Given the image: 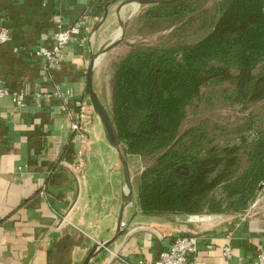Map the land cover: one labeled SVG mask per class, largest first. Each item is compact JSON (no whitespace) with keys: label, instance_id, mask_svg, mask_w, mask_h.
I'll return each mask as SVG.
<instances>
[{"label":"crops","instance_id":"0c3cea01","mask_svg":"<svg viewBox=\"0 0 264 264\" xmlns=\"http://www.w3.org/2000/svg\"><path fill=\"white\" fill-rule=\"evenodd\" d=\"M98 3L0 0V20L10 30L0 43V84L9 93L0 97V264H81L95 241L114 234L124 188L117 153L94 112L81 122L85 140L71 129L80 104H90V53L119 27L114 4L92 33V18L101 15ZM132 10L126 5L123 17ZM77 21L85 28L53 61L36 55L39 47L52 46L58 26ZM114 49L94 69L96 93L97 67ZM13 93L22 94L20 104ZM134 183L133 205L122 217L124 233L88 264H154L180 235L197 238L195 264H256V251L264 248V191L234 219L207 213L144 216L136 207ZM225 246L232 249L228 258Z\"/></svg>","mask_w":264,"mask_h":264},{"label":"trees","instance_id":"16d2710c","mask_svg":"<svg viewBox=\"0 0 264 264\" xmlns=\"http://www.w3.org/2000/svg\"><path fill=\"white\" fill-rule=\"evenodd\" d=\"M109 1L99 0L101 13ZM200 8L197 0L146 5L128 27L167 22L176 31L203 17ZM212 10L198 39L134 44L113 65L108 112L127 155L145 161L134 183L144 216H239L264 181V119L252 136L241 128L235 138L205 122L181 128L188 106L213 86H224L214 97L222 104L264 100V0H215Z\"/></svg>","mask_w":264,"mask_h":264},{"label":"rangeland","instance_id":"374dc122","mask_svg":"<svg viewBox=\"0 0 264 264\" xmlns=\"http://www.w3.org/2000/svg\"><path fill=\"white\" fill-rule=\"evenodd\" d=\"M201 10H206L203 17L192 21L189 25L182 28L174 30L176 28L175 24L163 23L161 27H142L139 22L136 24H131L126 31L124 40L115 46L113 52L102 58L101 65L97 68H101L100 74L101 78L99 81V86L97 85V90L99 98L107 108L110 110V79L113 71V65L118 61L134 44H145V45H158V44H175V43H189L198 39L204 34L208 26H203L201 28L204 20L211 21V15L213 13L212 4L215 0H197ZM141 6L139 10H136L134 15H137L142 9ZM131 19V18H130ZM130 20H128L129 22ZM131 23V22H130ZM200 27V28H199ZM118 29V28H117ZM116 29V31H117ZM116 31L113 35L116 34ZM106 84V85H105ZM224 86H213L211 89L205 92L206 95L212 96L209 100L205 98L202 101H195L187 108V116L181 126L182 129L189 128L191 126L197 125L200 122H205L209 126H216L217 129L231 131L229 135H220V138H235L237 136V131L242 128L247 135L252 136L257 130L254 127L259 124L264 119V100L257 103L250 104H222L216 100V91L222 92ZM219 130H217L218 132ZM127 161L130 170V176L132 182H135L140 171L145 165L144 159L139 155H127ZM264 191V187L259 190V193ZM257 195V196H258ZM206 214V213H204ZM213 214V213H207ZM231 219H234L236 214L227 212L218 214Z\"/></svg>","mask_w":264,"mask_h":264},{"label":"water","instance_id":"95a60500","mask_svg":"<svg viewBox=\"0 0 264 264\" xmlns=\"http://www.w3.org/2000/svg\"><path fill=\"white\" fill-rule=\"evenodd\" d=\"M166 1L169 0H110L103 6L100 18L94 23L92 27V33H95L97 29L106 21L109 7L114 4L116 5L115 17L119 25L117 29L118 33L116 31L117 34H115L113 38L109 42H107L99 51L90 53L89 62L85 71V88L92 110L97 116L102 127L104 139L107 141L109 146L115 150L119 158L122 169L124 188L122 192L121 205L116 221L114 234L109 239L95 241L81 264H88L94 256H96L102 250L107 249L118 237H120L124 233V229L121 227L123 213L127 207L133 205L134 193L125 147L114 128L107 108L93 88L94 69L99 63L102 55H104L106 52H108L110 49L114 48L124 40L127 21L132 17L137 9H139L141 6L160 4ZM129 4H131L133 10L128 15V17L125 18L122 15V10L126 5ZM263 187L264 181L260 183L258 189L261 190Z\"/></svg>","mask_w":264,"mask_h":264},{"label":"built area","instance_id":"2783aa9c","mask_svg":"<svg viewBox=\"0 0 264 264\" xmlns=\"http://www.w3.org/2000/svg\"><path fill=\"white\" fill-rule=\"evenodd\" d=\"M95 1V0H92ZM101 16V15H100ZM100 16L92 18L96 22ZM91 20V21H92ZM85 28L82 21L74 22L71 26L63 28L58 26L53 34V44L50 48L39 47L36 50V55L44 58L47 62H51L54 58L59 55L61 50L72 42L77 36L80 35L81 31ZM10 37L9 28L0 20V43L7 41ZM8 91L0 84V97L8 95ZM12 100L17 104L21 103L22 94L13 93ZM92 111V107L88 103H81L80 110L77 120H74L71 124L72 130L80 132L81 137L83 136V130L81 128V122L88 119V114ZM82 131V132H81ZM197 251V238L194 236L180 235L175 237L167 248L160 251L158 258L154 261V264H195L193 254ZM224 257L228 258L232 255V249L230 246H225L222 249ZM256 264H264V248L258 249L255 254Z\"/></svg>","mask_w":264,"mask_h":264},{"label":"bare ground","instance_id":"6f19581e","mask_svg":"<svg viewBox=\"0 0 264 264\" xmlns=\"http://www.w3.org/2000/svg\"><path fill=\"white\" fill-rule=\"evenodd\" d=\"M117 33H118V31H117ZM117 33H116V34H117Z\"/></svg>","mask_w":264,"mask_h":264}]
</instances>
